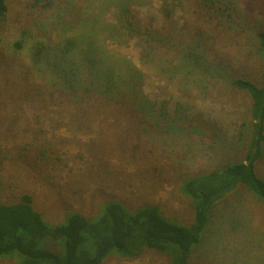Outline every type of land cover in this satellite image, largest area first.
<instances>
[{
  "label": "rangeland",
  "instance_id": "obj_1",
  "mask_svg": "<svg viewBox=\"0 0 264 264\" xmlns=\"http://www.w3.org/2000/svg\"><path fill=\"white\" fill-rule=\"evenodd\" d=\"M5 5L0 204L30 196L51 224L153 205L191 225L183 184L245 160L253 140L251 97L233 82L262 85L264 0ZM189 263L264 264V203L242 185L219 200ZM103 264L170 260L144 250Z\"/></svg>",
  "mask_w": 264,
  "mask_h": 264
},
{
  "label": "trees",
  "instance_id": "obj_2",
  "mask_svg": "<svg viewBox=\"0 0 264 264\" xmlns=\"http://www.w3.org/2000/svg\"><path fill=\"white\" fill-rule=\"evenodd\" d=\"M7 11L0 0V15ZM257 38L264 50V30ZM236 89L252 100L253 140L245 160L220 170L188 179L182 193L194 210L191 225L167 219L157 206L146 205L133 212L113 204L103 214L90 219L70 215L51 224L24 196L17 204H0V260L16 264H103L109 257L125 260L139 257L144 250L166 255L170 264H190L192 250L201 242L214 205L238 186L246 187L264 203V180L256 171L264 143V78L262 85L237 79Z\"/></svg>",
  "mask_w": 264,
  "mask_h": 264
}]
</instances>
